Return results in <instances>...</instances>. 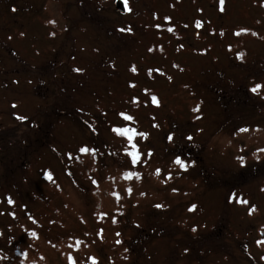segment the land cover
<instances>
[{"label":"rangeland","instance_id":"1","mask_svg":"<svg viewBox=\"0 0 264 264\" xmlns=\"http://www.w3.org/2000/svg\"><path fill=\"white\" fill-rule=\"evenodd\" d=\"M116 2L0 0V264H264V0Z\"/></svg>","mask_w":264,"mask_h":264},{"label":"water","instance_id":"2","mask_svg":"<svg viewBox=\"0 0 264 264\" xmlns=\"http://www.w3.org/2000/svg\"><path fill=\"white\" fill-rule=\"evenodd\" d=\"M116 9L117 10H120V11H123L122 1L121 0H117V2H116Z\"/></svg>","mask_w":264,"mask_h":264},{"label":"trees","instance_id":"3","mask_svg":"<svg viewBox=\"0 0 264 264\" xmlns=\"http://www.w3.org/2000/svg\"><path fill=\"white\" fill-rule=\"evenodd\" d=\"M227 101H228V102L232 101V98H229Z\"/></svg>","mask_w":264,"mask_h":264}]
</instances>
